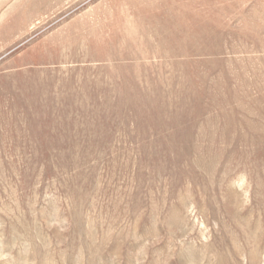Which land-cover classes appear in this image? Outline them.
<instances>
[{"label":"rangeland","instance_id":"obj_1","mask_svg":"<svg viewBox=\"0 0 264 264\" xmlns=\"http://www.w3.org/2000/svg\"><path fill=\"white\" fill-rule=\"evenodd\" d=\"M0 264H264V0H0Z\"/></svg>","mask_w":264,"mask_h":264}]
</instances>
